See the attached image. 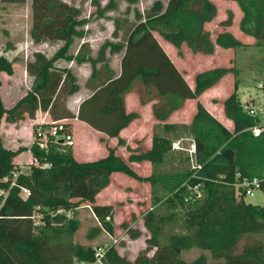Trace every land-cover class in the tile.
I'll list each match as a JSON object with an SVG mask.
<instances>
[{"label":"trees","instance_id":"1","mask_svg":"<svg viewBox=\"0 0 264 264\" xmlns=\"http://www.w3.org/2000/svg\"><path fill=\"white\" fill-rule=\"evenodd\" d=\"M24 1L0 0L2 3ZM230 1H234L241 12L239 31L252 37L253 45L264 46V0ZM91 2L98 6L96 0ZM114 7V0H107L101 9L97 8V13ZM29 10L31 43L56 41L60 45L50 56L39 50L32 52L31 59L24 65L30 78L29 86L11 107L5 108L0 97V122L2 119L8 123L24 117L31 119L36 110H41L47 112L51 120L65 119L69 124V119H76L104 134L106 139L115 138L116 143L107 146L104 142L106 153L85 161L74 157L71 146L49 143L39 148L32 143L28 150L35 164H29L23 172L12 163V158L26 148L5 147L0 132V190L5 192L3 196L0 193V264H66L60 256L61 248L69 249L71 264L92 262L94 248L74 243L72 239L78 226L72 213L80 204L88 206L97 222L91 230L94 234L104 231L113 236L115 226H119L120 232L136 237L138 231L130 228V223L138 218H142L148 231L145 246L131 260L109 245L102 264H206L203 256L190 261L180 258L181 252L192 248L208 251L211 258L217 259L215 264H264V204L246 203L242 197L236 198L232 187L235 173L252 176L264 167V132L254 135L250 131V127L259 126L261 121L258 116L243 111L236 96L235 79L231 92L221 101L222 113L231 122L230 130L198 100L202 91L225 74L235 76L236 69L216 66L196 72L190 88L154 37L157 34L180 55L181 44L191 54L204 55L212 54L215 47L235 49L246 45L228 30L211 32L204 28L217 13L213 1L153 0L142 12L134 11L122 40H105L95 56L84 41L74 53L69 52L73 38L82 36L81 27L85 23L78 7L63 0H30ZM231 22V12L227 11L218 24L225 28ZM113 24L117 30L118 21L113 20ZM106 49L108 53H120L117 74L109 68L104 56ZM58 60L90 66L85 85L90 81L91 93L79 102L76 113L66 108L65 98L78 91V83L69 66L56 64ZM0 71L7 75L12 73L11 61L3 55H0ZM134 82L154 88L157 100L151 111L161 122L151 135L150 146L136 151L128 148L118 135L138 117L137 112H126L124 107V94ZM187 99L195 104L190 122H166ZM73 131L72 128V137ZM183 137L191 138L194 144L191 156L184 148L171 149L172 141ZM117 146L125 148V158L116 152ZM174 159L185 160L188 168L168 174L166 169H172L170 162ZM190 159L194 168L190 167ZM141 162L151 165L150 174L143 176L133 170L131 164ZM115 174L147 183L152 193L151 206L137 214L130 213L129 220L116 224L115 207L96 202L97 195ZM167 175L174 181L173 186L166 195L158 196L154 185ZM195 183L201 184L202 197L184 202L187 186ZM20 188L28 190L25 197L20 196ZM182 204L190 205L178 210ZM34 212L39 214L37 224L32 218ZM248 235H262V239L243 245L237 251L238 241Z\"/></svg>","mask_w":264,"mask_h":264},{"label":"rangeland","instance_id":"2","mask_svg":"<svg viewBox=\"0 0 264 264\" xmlns=\"http://www.w3.org/2000/svg\"><path fill=\"white\" fill-rule=\"evenodd\" d=\"M63 1L78 7L81 15L85 18V23L81 27L82 36L73 38L69 52L74 53L80 42L84 41L87 42L91 55L95 56L99 45L105 40L112 42L122 40V38L125 36L123 31L132 20L134 11L142 12L150 5L153 0H136V2L131 4H127L124 0H114L115 7L113 9L104 10L100 14L97 13V8L101 9L107 0H96L98 6L93 5L91 0ZM212 1L216 5L217 13L213 20L204 24V28L211 32H218L224 29L228 30L230 33L233 31L238 34V21L241 17V12L236 3L230 0ZM29 2L30 0H25L23 3L0 2V55H3L6 59L10 60L12 67V73L10 75L0 72V97L4 107L10 106L27 90L30 78L26 75L24 65L26 60L31 59L32 52L39 50L46 56H50L60 45V42L56 41H41L38 44L31 43L28 37L30 19ZM126 8H128L127 11H125ZM227 11L231 12L232 22L229 26L223 28L219 26L218 22L226 17ZM113 20L118 21L117 30L114 29ZM123 20H126V22ZM154 37L177 70L183 72L185 79L188 82H191V79L196 71H200L205 67L234 66L237 72L235 76H233L231 73L225 74L212 91H209L203 97L201 95V97L198 98L199 102L201 105H203V103L204 105L205 103H210V105H212L210 113H221V101L224 99L223 97H225V95H228L231 92L233 81L235 79L237 81L236 96L240 101L241 106L244 102L251 99L250 101H252L251 103L256 116L259 117L261 122H264V46L253 45V38L241 39L240 42L246 45H242L233 50L229 49L227 51L217 49L215 54L211 57H199L197 55H192L183 44L180 45V50L182 52L180 55L178 54L177 49H175L166 41L162 40L157 34H154ZM104 56L107 58L108 65L110 68H112V71L116 73L119 67L120 53H108L106 49ZM56 64L69 66L76 78V82L78 83V89L81 91V88L83 87L84 76L90 70L89 64H77L74 61L66 62L65 60H58L56 61ZM259 82L263 84V88H259L257 86ZM218 87L221 88L219 92ZM225 89L228 90L226 94L224 92ZM128 94L130 98H136L139 102L142 101L141 104L146 101L157 100L154 98L155 94L153 92L147 93L144 90V87L138 82H134L132 84ZM209 97L212 98V100H209ZM76 101L77 99L75 95L67 96L65 98L66 108L72 110L76 104ZM130 103H132L131 100ZM194 112L195 104L192 100H189L183 103L179 109L175 110L171 116L169 115L170 117L168 119L173 123L176 122L179 124H187L190 122ZM141 115L143 120H141L139 123L137 122L135 126L133 124L129 127L130 133L133 132V128L137 129L139 133H132L130 136H127V131L124 134L125 137H123L124 143L133 151H136L138 148H148L150 145L151 135L153 131L156 130L157 123L153 119H148L149 117H147L146 108H143V114ZM48 119L50 120L51 118L48 116V118H46L44 121H48ZM74 122L75 121L69 119V127L70 129L73 128L74 130L73 145H71V150L74 157L79 161L97 158L100 153L97 156L90 157H85L84 155L76 156L77 152L80 150L83 152L84 147L89 144L91 138H89L90 136H87L84 131H81L80 128H78L76 131L74 128ZM14 129L16 130L14 131ZM34 129L33 123L29 122L27 119H25V117L13 129H11V127L7 128V125L4 123V121H2L0 126V131L3 133V137L7 143L6 145L14 144L13 146L21 141L30 144L32 135L34 134ZM80 134H83V137L87 138V142H83L85 145L83 147L81 140H79V137L77 136ZM102 141L103 139L99 140L101 146V143H103ZM174 141L175 140L172 142ZM115 143V138L107 139L106 145L113 146ZM190 143L191 138L183 137V141H181L179 146L186 149ZM175 146L177 147L178 145L176 144ZM176 147L172 150L176 151ZM105 152L106 149L104 146V152L102 154ZM116 152L123 158L127 156V151L123 146H117ZM170 163L172 164V169H166L170 175H174L171 174L172 172H183L186 170V168H188V164L185 162V160L176 161V159H174ZM29 164L30 163L28 162L21 161L19 164L16 163L18 169L23 172L27 170V166ZM131 167L139 175L145 176L151 173V165L147 162L132 163ZM162 169L163 167L159 165V170ZM170 175H167L168 177L166 176L165 179H163L161 182H157L154 185L158 196L166 195L173 186L174 181L169 179ZM150 189L151 187L145 182H138L124 175L115 174L111 176L109 185L97 195L96 202L109 203L115 207L113 220L116 224L122 220H129L130 213L137 214L141 210H145L148 206L152 205V193ZM242 199L246 203L261 205L264 204V192L256 190L251 196L245 195L242 197ZM189 205L190 204L179 205L178 210H183L184 207ZM72 214L78 222L77 229L75 230L72 237L74 243L90 245L94 249H96L98 246L106 248L111 245L116 249L119 255H123L129 260L135 256L139 249H142L145 246L144 240L148 237V231L142 224V218H138L133 223H130V228L132 227L138 231L136 237H130L128 233H125V231L120 232V229H117L119 226H115L114 235L109 236L104 231H98L95 234L92 233L91 230L97 226V222L95 221L90 209L86 204H80L77 208H75ZM38 217L39 214L34 213V220L37 221ZM260 239H262V235L243 236L238 241L236 250L239 251L243 245L252 244L259 241ZM59 250L60 256L63 258L62 262L71 264L69 262V249L61 248ZM198 256H203L206 264H215L217 262V259L215 260L211 258L208 251L202 249L192 248L186 252L180 253V258L185 261H190Z\"/></svg>","mask_w":264,"mask_h":264},{"label":"crops","instance_id":"3","mask_svg":"<svg viewBox=\"0 0 264 264\" xmlns=\"http://www.w3.org/2000/svg\"><path fill=\"white\" fill-rule=\"evenodd\" d=\"M232 33V35L234 36V37H236L239 41H241V39H248V38H252V37H250V36H247V35H245V34H243V33H241L240 31H239V33L237 34V33H235V32H231ZM241 37V38H240ZM247 43V42H246ZM171 45V44H170ZM172 46V45H171ZM217 49H220V50H229L230 48H228V49H222V48H219V47H215V49H214V52L212 53V54H210V55H204V54H199V53H196V54H192V55H197V56H203V57H211V56H213L214 54H215V52L217 51ZM231 50H233V49H231ZM191 55V54H190ZM71 62V61H70ZM172 62V61H171ZM80 64H82V63H80ZM109 68H110V66H109ZM209 68H212V66H208V67H205L204 69H202V70H206V69H209ZM89 69H90V67H89ZM111 70H112V68H110ZM118 70H119V67H118ZM118 70H117V72L115 73V74H117L118 73ZM202 70H200V71H202ZM180 71V70H179ZM0 72H2V71H0ZM181 73H182V75H183V78L185 79V75L183 74V72L182 71H180ZM196 72H199V71H196ZM195 72V73H196ZM89 74H90V70L85 74V76H84V81H83V87L81 88V91H80V89H78V91H76L75 93H73V94H71L70 96H72V95H75L76 96V99H77V101H76V104H75V106H74V108L72 109V110H69V108H67L70 112H72V113H76V109H77V106H78V104H79V102L81 101V100H83L84 98H86V97H88L89 95H90V93H91V87H90V81H89V85H85V81L88 79V77H89ZM187 74V73H186ZM222 78V77H221ZM220 78V79H221ZM219 79V80H220ZM219 80L215 83V84H213L212 86H210L209 88H207V89H205L204 91H202V93L199 95V97H201V95H202V97L205 95V94H207L209 91H212L214 88H215V86L217 85V83L219 82ZM185 81H186V83H187V85L190 87V88H192V86H193V77H192V79H191V82H188L186 79H185ZM258 84H261L260 82L258 83ZM258 84H257V86H258ZM261 86L262 87H260V88H263V84H261ZM144 87V90L147 92V93H151V92H153L154 94H156V92H155V90H154V88L152 87V86H150V85H146V86H143ZM147 89V90H146ZM220 87H218V92L220 91ZM223 90V89H222ZM225 94L228 92V90L227 89H225ZM230 92V91H229ZM129 92H127V93H125L124 94V107H125V110H126V112H129V111H135V112H137V114H138V117L137 118H135L134 120H132L125 128H123V129H121L120 130V132H119V137H121L122 139H123V137H125L124 136V134H125V132H127V136H130L132 133L134 134V133H139L138 131H137V129H135V128H133L132 129V131L133 132H131L130 133V129H129V127L131 126V125H133L134 124V126L136 125V123L138 122H141V120H143V117H142V115L141 114H143V108L145 109H147V117H149L148 119H153L154 121H156V123L158 124V121L153 117V115H152V111H151V107H152V105L156 102V101H146V102H144L143 104H141L136 98L134 99V98H130V96H129V94H128ZM218 95H219V93H218ZM226 96V95H225ZM21 97V96H20ZM155 97V96H154ZM198 97V98H199ZM205 97H207V96H205ZM129 98H130V100H131V102L132 103H130V100H129ZM151 98H153V97H151ZM224 98V97H223ZM212 100V98H210L209 97V100ZM220 99H222V98H220ZM17 100V99H16ZM15 100V101H16ZM208 100V101H209ZM223 100V99H222ZM2 101V100H1ZM14 101V102H15ZM186 101H189V99H187V100H185L183 103H185ZM14 102L10 105V106H8V107H11L13 104H14ZM211 102V101H210ZM183 105V104H182ZM203 105H204V103H203ZM8 107H5V108H8ZM205 109H207V111H208V113L210 114V115H212L214 118H216V120L217 121H219L227 130H230L231 129V122H230V120L229 119H227L226 117H224V115H223V113H222V111H221V113L219 112V114H213L212 112L210 113V109L212 108V105H210V103H205V105L203 106ZM222 107V106H221ZM139 109V110H138ZM221 110H222V108H221ZM173 113V112H172ZM172 113L170 114V116L172 115ZM170 116H168V118L170 117ZM46 118H48V114H47V112H45V111H41V110H36L35 111V114H34V118H31V119H29V118H25V119H27L29 122H31V123H33V125L35 126V124L36 123H38L39 121H41V120H45ZM166 119V122H169V123H173L172 121L170 122L169 121V119ZM145 119V118H144ZM21 120H23V119H21ZM21 120H19V121H17V123L16 122H14V123H8V122H5L3 119L1 120V122H0V126H1V123H2V121H4V123L7 125V128H9V127H11V129H13L14 127H16L17 125H18V123L21 121ZM49 120V119H48ZM72 121H75L74 123V128H75V130L77 131V129L78 128H80V130L81 131H84V133L85 134H87V136H90L89 138H91V140H90V142H89V144L87 145V146H85L84 145V143L83 142H87V138H85V137H83V134H80V135H77L78 137H79V140H81V142H82V147L83 146H85L84 147V150H83V152H84V154H83V152H81V150L79 151V152H77V154H76V156H85V157H90V156H97L99 153H100V155H98V157L97 158H99V157H102L104 154H102L103 152H104V142H107V139H106V137L104 136V134H102V133H100V132H98V131H96V130H94V129H92L90 126H88V125H86V124H84V123H82V122H80V121H78V120H76V119H72ZM161 123V122H160ZM175 124H179V123H176V122H174ZM262 123V122H261ZM15 125V126H14ZM156 125V124H155ZM16 129H14V131H15ZM158 129H157V127H156V130L155 131H153V132H156ZM1 132V131H0ZM81 133V132H80ZM1 134H2V137H3V133L1 132ZM5 136V135H4ZM75 136V135H74ZM77 137V138H78ZM100 139H103V143H101L102 144V146L100 145V142H99V140ZM112 139V138H111ZM31 142V141H30ZM5 144V145H4ZM7 143H6V141H5V138L3 137V145L5 146V147H7V148H9V149H16L17 147H19V146H22V147H25L26 149L25 150H23V151H21V152H19V153H17L13 158H12V163H15V165H16V163L17 164H19L20 163V161L21 162H28V163H30V164H35V160L31 157V154H30V152H29V150H28V147H29V143L27 144V142H18V143H16L15 144V146H13L12 144H8V145H6ZM150 146V145H149ZM75 151V150H74ZM75 153V152H74ZM94 159H96V158H94ZM149 164V163H148ZM52 260H58V259H54V258H52Z\"/></svg>","mask_w":264,"mask_h":264},{"label":"built area","instance_id":"4","mask_svg":"<svg viewBox=\"0 0 264 264\" xmlns=\"http://www.w3.org/2000/svg\"><path fill=\"white\" fill-rule=\"evenodd\" d=\"M258 87H262L261 84H258ZM250 100L244 102L241 107L243 111L248 115H256L251 103L252 101ZM34 128V134L32 135L30 144L34 143L39 148H45L49 143H59L63 146H71L73 144L72 132L67 120L65 119H50L48 121L41 120L35 124ZM250 131L254 135H257L259 131L264 132V122L260 123L259 126L255 125L250 127ZM181 141H183V138H178L177 140L172 142L171 149H175L176 144L178 145L176 147L177 150L182 149V147L179 146V144H181ZM185 150H187L191 156L194 150V144L192 140L190 145ZM190 164L191 168L195 167L192 159H190ZM191 176H193V173L191 174ZM235 177L236 180L232 183V187L234 190V196L236 198H240L245 195L251 196L256 190L264 192V167L259 173L255 175L240 176L238 173H235ZM187 190L188 195L183 197L184 202H187L190 199L198 200L202 197L200 183H195L187 186ZM0 193L2 194V196L5 194V192H2L1 190ZM19 194L20 196L25 197L28 194V190L26 188H20ZM34 213L32 215V218L34 217ZM34 223L37 224L38 221L34 220ZM104 252L105 248L98 246L96 249H94V260L90 263L80 262V264H102V257L104 255Z\"/></svg>","mask_w":264,"mask_h":264}]
</instances>
